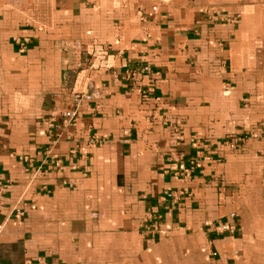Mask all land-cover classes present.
Masks as SVG:
<instances>
[{
	"label": "crops",
	"instance_id": "1",
	"mask_svg": "<svg viewBox=\"0 0 264 264\" xmlns=\"http://www.w3.org/2000/svg\"><path fill=\"white\" fill-rule=\"evenodd\" d=\"M0 264H264V0H0Z\"/></svg>",
	"mask_w": 264,
	"mask_h": 264
},
{
	"label": "built area",
	"instance_id": "2",
	"mask_svg": "<svg viewBox=\"0 0 264 264\" xmlns=\"http://www.w3.org/2000/svg\"><path fill=\"white\" fill-rule=\"evenodd\" d=\"M158 10H159V4H154L151 10L146 13V17L154 18L157 15ZM24 41H26V39H24L23 42ZM141 70L143 72H149L150 68L148 65H143L141 67ZM128 75L132 79H137L141 77L140 71H138L137 69H129ZM72 96H73V105L70 109L61 111L59 113V116L54 115V116H58L59 117L58 119H54L55 117H53L46 121V132L48 133V138H49L47 150H48L49 155L52 158H54V160L56 161H58L59 159L56 158V156H53L51 154L54 151L53 149L56 143L60 140L61 134L63 133L62 131L66 129L67 127H71L72 125L76 124L78 117H79L78 112H79L81 105L84 102L89 104V102L93 99V95L91 93H86V92L74 93ZM57 128L59 130L55 131L54 129H57ZM101 141L102 139L99 137H96L95 135H91L89 138V142H92V143H97ZM22 158L28 162L32 161V158H27V157H22ZM174 194L178 195L180 193L177 190H169L165 193V196L172 197ZM17 212L21 214L22 210H17ZM231 216H235V215L231 214ZM213 227H214L215 233L228 232V233L233 234L235 233L236 230H238V226L236 223L234 224V223H228V222H217V224H215ZM159 231H160V222L156 221V222H152L149 225V230L147 233H149L150 235H155ZM206 248L210 251V253H212L213 255L215 254V252L212 251L210 244H208Z\"/></svg>",
	"mask_w": 264,
	"mask_h": 264
}]
</instances>
